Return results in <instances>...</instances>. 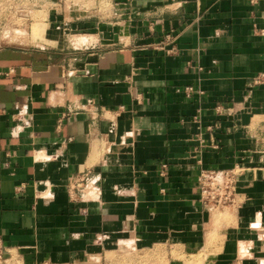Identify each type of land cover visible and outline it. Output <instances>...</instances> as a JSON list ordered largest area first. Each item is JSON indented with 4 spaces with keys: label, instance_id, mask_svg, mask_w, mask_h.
<instances>
[{
    "label": "crops",
    "instance_id": "crops-1",
    "mask_svg": "<svg viewBox=\"0 0 264 264\" xmlns=\"http://www.w3.org/2000/svg\"><path fill=\"white\" fill-rule=\"evenodd\" d=\"M37 1L43 39L0 40L6 262L264 264V0ZM203 169L235 203L200 202Z\"/></svg>",
    "mask_w": 264,
    "mask_h": 264
},
{
    "label": "rangeland",
    "instance_id": "rangeland-1",
    "mask_svg": "<svg viewBox=\"0 0 264 264\" xmlns=\"http://www.w3.org/2000/svg\"><path fill=\"white\" fill-rule=\"evenodd\" d=\"M40 5L37 0H0V40L11 44H31L42 40L46 26L41 23L44 12ZM119 261L120 264H169L167 248L162 245L143 250L125 249ZM3 264L19 263L8 261Z\"/></svg>",
    "mask_w": 264,
    "mask_h": 264
},
{
    "label": "built area",
    "instance_id": "built-area-1",
    "mask_svg": "<svg viewBox=\"0 0 264 264\" xmlns=\"http://www.w3.org/2000/svg\"><path fill=\"white\" fill-rule=\"evenodd\" d=\"M255 0H252L254 2ZM170 50L169 53H173ZM264 84V72L255 76L249 86L251 93L253 88ZM178 92H184L187 98L196 93L193 86L179 88ZM219 109V107H218ZM232 106L228 108L231 110ZM238 172L231 170L203 169L198 177V190L200 202L208 209H222L236 201ZM81 183L83 180L80 181ZM7 248L0 236V264L7 261Z\"/></svg>",
    "mask_w": 264,
    "mask_h": 264
},
{
    "label": "bare ground",
    "instance_id": "bare-ground-1",
    "mask_svg": "<svg viewBox=\"0 0 264 264\" xmlns=\"http://www.w3.org/2000/svg\"><path fill=\"white\" fill-rule=\"evenodd\" d=\"M45 14V13H44ZM37 28V27H36ZM44 30V29H43ZM38 31V30H37Z\"/></svg>",
    "mask_w": 264,
    "mask_h": 264
}]
</instances>
